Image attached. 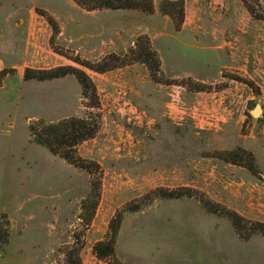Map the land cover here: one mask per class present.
Returning a JSON list of instances; mask_svg holds the SVG:
<instances>
[{"label":"rangeland","instance_id":"374dc122","mask_svg":"<svg viewBox=\"0 0 264 264\" xmlns=\"http://www.w3.org/2000/svg\"><path fill=\"white\" fill-rule=\"evenodd\" d=\"M261 1L260 5L264 8ZM153 2L159 11L162 0ZM207 2L211 3L212 0ZM73 4L71 0H0V72L14 70L0 87V251L10 238L9 215H23L24 234L15 235L13 239H22L26 243L33 239L46 243L50 239L48 229H44V232L42 229L38 235L32 232L37 220L30 215H38L41 219L39 215H67L68 220L76 224L65 229L64 238L71 243L59 245L58 264H71L67 260L70 256L78 259L79 251L86 243L88 229L82 224L80 215H112L110 222L115 216L123 215V219L127 216L128 226L131 222L137 228V223L157 218L153 221L160 224L163 215H171L169 222L177 226L180 222L176 216L190 215L185 209L189 205L159 198L158 194L161 191L187 189L197 197H205L192 188L178 186L181 179L186 177L178 171L183 166L181 161L187 158L183 149L197 146L198 142L194 139L198 137L196 134L206 131L191 125V121H179L180 112L170 105L177 102L175 99H178L180 92L192 93L187 88L168 86L170 88H164L162 92L144 90L138 100L127 91L101 92L98 94L99 109L92 112L86 107L89 102L81 97V88L74 78L52 83L24 80L28 68L51 70L72 66L84 71L95 84L100 74L96 75L71 59L78 57L89 62L101 61L111 50L122 48L117 43L118 38L114 37L121 25L141 20L124 10L119 11L124 12L125 16L116 17L112 10H104L107 14L92 11L82 17ZM105 21L109 22V29L103 33ZM223 77L229 82L240 76L224 70ZM165 78L181 85L188 80ZM224 83H217L215 90L222 89ZM62 95L69 106L56 108L55 100ZM123 99L129 100L138 109V119L129 122L127 117L118 113ZM254 109L255 104L249 108L251 111ZM90 113L99 116L100 128L88 148L92 149V145L95 146L94 151L102 149L108 153L102 160L103 156L83 155L85 142L77 147L79 157L96 165L90 166L92 173L76 169L65 160L53 156L46 148L36 144L31 136L30 125L37 120L50 122L66 114L85 118ZM214 152L204 153L203 156L214 158L211 156ZM193 157L191 155L189 158ZM93 182L99 183L96 205L93 199H88L93 191ZM76 192L84 194L85 198L81 203L68 204L71 197L78 195ZM86 199L88 203L85 209L82 204ZM190 205L191 215H194L197 210L193 209V204ZM129 208L139 210L125 213ZM203 215L210 214L203 211ZM211 217L218 224L220 259L225 254L233 256V259L240 255L243 264H264V250L255 253L253 243L249 246L239 241L234 231L230 235L232 227L228 220ZM102 218L105 219L101 217L100 220ZM110 222L105 240L108 239ZM162 226L165 229L170 227L166 222ZM148 228L132 242L122 240L123 248L130 251L127 252L129 256L142 258L143 261L150 256L148 264H180V260L189 259L178 249L179 244L185 245V241H178L179 227L169 231L163 237L164 241L150 224ZM248 228L259 229L258 226ZM166 250H169L167 259L162 253ZM31 253L34 251L29 249L15 260L5 254L0 264H39L37 261H26ZM109 264L112 262L109 261Z\"/></svg>","mask_w":264,"mask_h":264},{"label":"crops","instance_id":"0c3cea01","mask_svg":"<svg viewBox=\"0 0 264 264\" xmlns=\"http://www.w3.org/2000/svg\"><path fill=\"white\" fill-rule=\"evenodd\" d=\"M71 1L78 8L82 17L83 14L92 12L77 5L73 0ZM231 1L212 0L211 3H208L207 0H185V20L179 31L175 29L173 20L168 16H162L156 7L153 14L150 15H145L140 11H130L128 13L134 14L141 20H133L121 25L114 37L118 38L119 42L117 43L122 48L111 50L107 55L126 53L135 45L139 37L147 36L160 57L162 72L166 77L175 80L192 79L213 87V90L210 91L186 94L180 92L181 97L177 96L186 106L197 107L208 115L206 117L208 126L203 129L206 130L205 133L196 134L198 137L194 138L198 142L197 146L195 145L193 149H183L187 158L181 161L183 166L178 171L186 177L181 179L178 186L199 191L205 195L206 199L236 212L246 220L264 224V21L255 20L242 0H237V3ZM261 2L264 4V0ZM94 11L107 14L104 10ZM111 13L116 17L125 16L122 11ZM103 29V33L109 29V22L103 23ZM224 70L235 72L243 79L252 82L260 91V96L245 83L234 79L226 81L227 79L223 77ZM98 77L95 86L99 95L101 92L120 90L129 92L134 99L138 100L142 97L144 90L162 92V89L170 88L153 82L148 68L139 63L100 74ZM69 78L73 77L68 76L46 82H58ZM217 83L225 85L216 91ZM64 100L66 99L63 95L55 100L56 108L69 106ZM253 104H255V109L260 107L262 110L259 117L253 115L255 109L249 110ZM73 115L66 114L50 121V123L59 122L73 117ZM187 121H191V125L196 127L194 121L191 119H187ZM91 142L92 140L83 144V155L103 156L102 160H104L108 156L107 151L102 149L94 151L95 146L92 145V149H89L88 144ZM237 148H243L253 153L259 170L258 176L253 175L246 168L203 156L207 152L232 151ZM191 155L194 157L189 158ZM97 159L101 160V158ZM76 193L78 195L71 197L68 204L81 203L85 198L84 194ZM86 193H88V186ZM175 200L188 204L189 207L185 209L190 213V215H177L176 218L180 222L177 226L169 222L171 215H163V222L160 224L153 221L157 218H152L149 222L146 221L148 223H137L138 228L131 222L128 226L127 216L124 217L115 246V256L121 263L139 264V262H143L140 264H148L150 262V256L146 261H143L142 258L137 259L129 256L127 252L130 251L128 248H123L124 242H122L123 239L132 242L138 238L141 232L149 230L148 225L150 224L163 241L165 240L163 237H166L169 231L179 227L177 229L179 232L178 241L179 243L185 241V245L179 244L178 249L181 254L183 253L185 257L189 258L187 261L180 260V264H243L240 255H238L239 259H233V256L227 254L222 255L221 259L219 258L218 224L217 221H212L211 216L222 217L213 214L203 215V211L207 212L195 198L174 199V202ZM190 204H193V209H196L198 214L195 212L194 215H191ZM55 210L57 211L56 208ZM22 216L9 215L10 238L3 250L0 251V259L7 254L15 260L31 249L34 253L28 255L26 261H37L39 264H58L59 245L71 243L66 242L67 240L64 238L65 229L67 230L76 223H71V219L68 220L67 215H39L42 219L38 218V215H30L31 218L37 220L32 232L38 235L42 229L43 232L44 229H48L47 235L50 239L46 243L35 239L26 243L22 239L16 241L13 239L15 235L24 234L25 226L21 222ZM101 217H105V219L100 220ZM111 218L112 215H95L92 224L87 228L86 243L79 251L80 264H109L108 260L97 258L93 248L97 243L105 241ZM194 220L198 221L193 222ZM165 222L170 226L167 229L162 226L165 225ZM233 231L232 227L230 235H233ZM156 233L154 234L156 235ZM235 235L239 241L249 246L253 243L252 249L255 253L264 250V236L254 235L248 242H244L236 233ZM162 253L164 258L169 256V250Z\"/></svg>","mask_w":264,"mask_h":264},{"label":"trees","instance_id":"16d2710c","mask_svg":"<svg viewBox=\"0 0 264 264\" xmlns=\"http://www.w3.org/2000/svg\"><path fill=\"white\" fill-rule=\"evenodd\" d=\"M77 5L88 11L94 10H112V11H140L145 14H153L155 10L153 0H73ZM243 4L249 11L250 15L260 21H264V8L260 5V0H242ZM159 11L173 20L175 29L179 31L185 20V0H162L159 6ZM73 62L79 66L86 68L97 74H106L113 70L130 66L136 63L144 64L149 72L150 77L156 84L164 86H181L187 88L191 92H205L213 90V87L206 86L191 79L179 84L177 81L168 80L162 72V63L158 53L152 46L150 39L147 36L139 37L135 45L124 54H109L99 62H89L80 58H72ZM14 70H3L0 72V87L6 77ZM73 77L80 84L82 89V97L86 100V106L90 111L95 112L99 109L100 100L97 88L90 77L82 70L72 67H59L51 70H35L26 69L24 73L25 81L46 82L65 77ZM235 81L245 83L251 89L255 85L249 81H245L240 77H235ZM255 93L260 96V91L255 88ZM98 115L91 114L85 118L70 117L56 123H50L43 119L35 121L30 125V133L34 142L46 148L53 156L65 160L68 164L76 169L91 172L90 166H96L94 163H88L77 155L76 149L83 142L93 139L99 131ZM211 156L225 163L240 166L249 170L253 175L259 174L256 158L252 152L243 148H237L233 151H216ZM99 183H92V192L89 200L93 199V204L96 205V200L99 198ZM200 196V195H199ZM162 199H181L195 198L198 200L203 209L209 213L227 219L235 233L242 241H249L254 235L264 236V224L251 222L221 205L215 204L204 196L197 197V194L190 190L183 189L179 191H161L158 196ZM88 199L83 201V208L86 209ZM138 208H129L125 213H136ZM95 215H80L82 224L89 228L92 224ZM123 215H117L110 222L108 239L97 243L93 250L97 258L100 260L111 261L112 264H121L115 258V246L117 238L122 226ZM248 226H258V230L248 228ZM2 230V229H1ZM0 230V231H1ZM5 233L6 230L4 231ZM68 262L71 264H80L79 257L75 260L74 257H68Z\"/></svg>","mask_w":264,"mask_h":264},{"label":"built area","instance_id":"2783aa9c","mask_svg":"<svg viewBox=\"0 0 264 264\" xmlns=\"http://www.w3.org/2000/svg\"><path fill=\"white\" fill-rule=\"evenodd\" d=\"M175 100H177V102H171L172 104L170 105H172L175 109L178 110V112H180L181 115L178 118L179 121L184 122L187 121V119H191L192 121H194L195 125L201 129H204V127L208 126L206 122V117L208 115H206V113H203L197 107L192 108L186 106L181 100H179V97ZM117 111L124 117H127L129 122L139 118L138 109L129 100L126 99L122 100V107H120V109H117Z\"/></svg>","mask_w":264,"mask_h":264},{"label":"water","instance_id":"95a60500","mask_svg":"<svg viewBox=\"0 0 264 264\" xmlns=\"http://www.w3.org/2000/svg\"><path fill=\"white\" fill-rule=\"evenodd\" d=\"M261 113H262V110H261L260 107H257V108L253 111V115H254L255 117H259V116L261 115Z\"/></svg>","mask_w":264,"mask_h":264}]
</instances>
